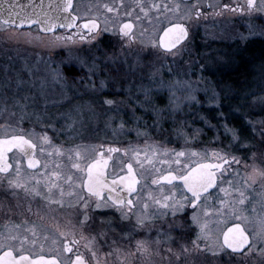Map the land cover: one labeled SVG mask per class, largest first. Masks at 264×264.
Segmentation results:
<instances>
[{
	"label": "snow or ice",
	"instance_id": "obj_1",
	"mask_svg": "<svg viewBox=\"0 0 264 264\" xmlns=\"http://www.w3.org/2000/svg\"><path fill=\"white\" fill-rule=\"evenodd\" d=\"M18 7L22 6L15 0H0V32H9L7 26H12L10 34L14 37L15 29L39 25V31L53 33L50 42L68 48L66 63L71 75L65 76L59 66L52 67V83L59 85L62 94L71 92L72 99L87 94L89 101L53 117L49 115L47 77L37 84L35 79L29 82L15 73L13 80L11 66L3 68L0 116L8 113L9 119L0 124L5 132L0 138V191L15 199L14 207L19 211L7 205L0 225V264H197V258L199 264H211L209 256L216 257L226 250L245 260L253 253L264 257V212L256 214V204L264 208V116L254 121L250 113H244L245 123L240 127L230 126L227 119L211 124L201 117L216 135L211 147H191L203 130L196 128L191 136L188 134L190 122L184 107L191 110L193 103L207 104L225 117L223 105L230 99L245 102L236 105L234 111L243 112L252 105L247 104L248 96H229L233 89L223 79L207 80L205 73L215 76L220 71L218 62L210 57L202 58L203 63L195 62L199 63V74L191 67V60L187 61L188 70L179 65L189 36L187 26L180 21L226 13L252 20L264 17V0H97L89 13L92 7L97 11L79 24L74 0H49L47 9L41 0L39 11L34 6L31 13L17 11ZM144 21L167 22L157 30V34L163 32L159 42L155 36L148 42L151 51L145 50L148 45L133 48L137 42L135 28ZM57 28L76 31L55 35ZM105 33L118 38V51L115 47L109 51L104 45ZM254 33L250 24L249 35ZM77 44L88 47H72ZM165 68L170 77H176L167 83ZM27 71L32 77L31 70ZM260 72L264 80V64ZM192 76L196 79L192 80ZM178 91L181 96H177ZM200 91L204 92L203 100L197 97ZM164 92L168 94L167 103L161 107L156 97ZM121 94L125 98L118 102L115 97ZM249 95L264 112V95ZM100 96H104L102 101ZM129 105V118L138 137L147 136L149 128L162 129L164 119L170 117L177 138H184V146L169 148L145 140L143 145L137 142L123 148L109 146L105 151L101 145L93 148L94 155L89 157L88 149L81 145L54 143L47 131L50 128L56 136L74 139L77 126L90 114L97 118L102 115L106 126L115 125V134L126 126L122 109ZM59 106L58 102L51 104ZM17 110L19 116L13 123L10 118L17 116ZM148 113L153 118L151 125L144 119ZM33 118L45 130L24 134L20 125ZM60 120L63 123L58 128ZM16 129L21 134L7 135ZM114 153L127 157L121 161L119 171L115 166L108 170ZM25 162L32 172H25ZM145 164L154 173L151 186L141 182L137 171V166L144 169ZM157 164H167L168 168H157ZM21 192L28 202L26 209ZM253 193L258 197L255 202L249 198ZM37 199L49 210L57 205L72 212L63 224L53 223L39 208L33 212L32 201ZM217 202L219 207L215 206ZM247 204H253L252 214ZM25 212L36 219L30 220ZM13 216L21 219L13 220ZM110 232H118L121 239L110 236ZM41 239L45 243L51 240L56 255L46 258L43 244L40 254H34Z\"/></svg>",
	"mask_w": 264,
	"mask_h": 264
},
{
	"label": "rangeland",
	"instance_id": "obj_2",
	"mask_svg": "<svg viewBox=\"0 0 264 264\" xmlns=\"http://www.w3.org/2000/svg\"><path fill=\"white\" fill-rule=\"evenodd\" d=\"M91 4V1H89ZM77 7V3H76ZM75 8V5H74ZM212 17H216L211 15ZM188 23V22H187ZM255 29V33L249 35V25ZM143 26V25H142ZM140 27L137 33L139 34L140 31H143ZM211 27L208 36L206 39L204 38L202 44L200 45L199 51L196 52V55H193V58L187 60H181L179 65L182 69L188 70L190 65L187 61H193L192 68L195 69L196 73L199 74V63H195L199 61L203 63L204 57H210L212 60L218 62L220 66V71L216 73L215 76H208L205 73L208 81H215L217 79H223L227 84H229L233 91L229 93V96H236V97H244L248 96L247 104L252 105L251 107H245L243 112L241 111H234L236 105L245 103L241 99H230L226 101L223 105V111L226 114L225 117H220L218 115V110L215 108H210L207 104L203 106L197 105L193 103L191 110L188 107H184V113L187 114V118L189 120V125L187 126V132L191 136L193 133V129L199 128L203 131L200 133L198 139L193 141L190 145L191 147L197 149H203L205 147H211L213 142V137L216 135L214 130L210 128L207 124H205L204 119L201 117L207 118L211 124H216L219 120L221 123L227 119L230 126H235V122H238L239 125L244 124L245 120L243 119L244 113H250V119L256 121L261 116H264V112L261 111V107L259 103H253V98L250 93H255V96L259 98L260 96L264 95V80H261V72L260 68L264 62H255L252 60H260L259 57L262 50L251 49V45L246 46L245 43H250L252 41H260L264 40V17H259L256 21H248L246 23H241L234 25L231 21L225 19H213L210 22ZM11 29L9 32H0V79L3 78V68L5 66H11V75L13 76V80H15L16 76L15 73H19L20 76L23 77L24 80L31 82L32 79L36 80V83L39 84L41 78L47 77L48 86L46 92L48 94L49 100V115L56 117L59 113L67 112L70 107H74L77 104H87L89 101V96L87 94L83 95L79 99H72V93L68 92L66 94H62L59 91V85L52 83V78L49 75L50 68L59 66L62 71H64L65 76H70L71 74L67 73L68 65L66 63V58L68 55V48L64 45H55L50 41L53 40V35H44L39 33L37 27L27 29V30H16L17 35L12 36ZM30 33L31 35H28ZM39 37V38H37ZM194 37L192 38V41ZM191 41V42H192ZM141 42V41H139ZM104 45L108 46L109 51L112 50L113 47L118 51L119 50V41H114L113 44L104 43ZM143 45H147L144 44ZM245 45V46H244ZM83 46L87 48L88 45H74V48H80ZM144 46H135L133 45L134 49H139ZM151 46L145 48L146 51H151ZM171 57H169V60ZM64 61V63H61ZM28 69L32 72V77H29ZM238 69H244V76H240L237 80L234 77L233 71ZM238 73V72H237ZM241 75V74H238ZM176 77H170L167 72V68H165V75L164 79L165 82H169L170 79H175ZM183 78V77H180ZM192 80L196 79V76L191 77ZM71 84V81H69ZM203 84H201V88H203ZM167 92H164L162 96L156 97V102L159 106H163L167 103ZM181 92H177V96H181ZM197 97L203 100L204 92L200 91L197 93ZM109 98H112L109 94ZM124 95L121 94L120 96L115 97V99L120 102L124 100ZM99 100H103L104 96L98 97ZM71 100V104L68 101ZM52 102H58L59 107H51ZM9 106H12V101L9 100ZM43 107V101H41V108ZM125 113L123 119L127 122L126 126L123 131H117L114 134L113 126H106L105 119L101 115L100 117H92L90 114L85 116L82 125H78V131L75 134L74 139H66L64 135L56 136L52 133L51 129H47L50 135L53 136L54 143L61 144L63 143L66 147L73 146V145H81L83 148L88 149L86 155L89 157L93 156L94 153L92 152L93 148L99 149L101 145L103 148L105 146H112V147H126L127 145L136 144L137 142L140 145H143L145 140H151L156 143L164 144L169 148H181L184 146V138L180 137L177 138L175 132L173 131L172 120L170 117H166L163 121V128L160 130L149 128L147 129L148 135L147 136H137L136 131L134 130L133 121L129 118V114L131 112V106L129 105L127 108L122 109ZM97 111H103V109H97ZM140 110L137 111V115H140ZM19 116V111L17 110V116L11 117L13 123H16L17 118ZM9 119L8 113H4L0 116V124H3L5 120ZM119 117L116 119V124L119 123ZM144 119L147 121L148 125L153 123V118L151 113L145 115ZM233 121V122H232ZM51 121H49L50 123ZM63 121L60 120L57 123V127H60ZM234 123V124H233ZM256 127L259 128L260 125L257 123ZM20 128L24 130V134L28 132H36L40 133L44 131L42 125L35 122V119L29 121L25 119L23 123L20 125ZM141 129L143 130V121H141ZM222 131V130H221ZM11 134H21L19 129H16L15 132L9 131L7 135ZM5 132L0 129V137H4ZM38 139V137L36 138ZM216 146H219V141L215 142ZM10 154V156H12ZM16 155H19L16 153ZM39 156V152H37ZM116 162L115 167L119 166V162L122 160H126L127 157H124L122 153L115 154ZM134 162V161H133ZM157 168L167 169L168 165H156ZM172 167H176V165H172ZM24 170L26 173L32 172L33 170H29L24 165ZM137 171L141 173V176L144 178V183H151L152 176L154 175L153 172L150 171V165L145 164L144 169H140L137 166ZM258 188V186H257ZM21 203L24 205V208H27V200L24 199L23 193L20 194ZM250 200L258 199L255 193L250 195ZM15 199L10 195L6 194L4 191H0V203H3L5 207L1 208L0 211V225L3 223V219L7 214V205H13L14 211H19L15 209ZM219 207L218 202L215 205ZM247 211L249 214H252L253 204H247ZM32 208L33 212L40 209V211L47 215L48 220L52 221H59L61 224L64 222L57 217L56 215L60 216H67L69 213L67 211H72L71 209L65 207L60 208L57 205H52L51 210L44 206V202L37 199L32 201ZM264 212V208H261L259 204H256V214H260ZM25 215H28L30 220L36 219L35 215H30L25 212ZM53 218H55L53 220ZM13 220L19 221L21 218L19 216H13ZM232 224L229 222L228 225ZM215 228V225H213ZM117 239V238H116ZM121 239V238H120ZM117 239V240H120ZM127 243V241H125ZM40 244H43V255L44 256H54L56 255L55 246L49 240L45 243L42 239L37 244L34 250V254H40ZM103 244V241H101ZM31 250V246H28ZM104 250H107L106 248ZM209 260L211 264H264V257H261L255 253H253L250 257L245 259L237 258L236 254H231L230 251L226 250L225 253H221L216 257L209 256ZM197 264H199L197 258Z\"/></svg>",
	"mask_w": 264,
	"mask_h": 264
},
{
	"label": "flooded vegetation",
	"instance_id": "obj_3",
	"mask_svg": "<svg viewBox=\"0 0 264 264\" xmlns=\"http://www.w3.org/2000/svg\"><path fill=\"white\" fill-rule=\"evenodd\" d=\"M89 1H91V4L89 3ZM100 2L101 3L111 2V0H100ZM225 2H229V0H225ZM76 3H77V7H76ZM96 3H97V0H76V1H74V5H75L74 14H76L80 17V19L77 21L78 24L84 23L87 19L91 18L92 13H95L97 11V9L95 7H92V13H89V8L93 5H95ZM205 11L210 12V10H208V9H205ZM222 18L225 20L231 21V23L234 25H237V24L239 25L241 23H246L248 21H251L248 17H241L239 15H232L231 13H226L224 16H216L215 18L212 17L211 15H208V17L206 19L201 18L198 21L195 19H193L191 21H188V20L180 21V22L184 23L189 30V36H188V39L186 41L187 48H186V52H185V55L183 57V60L191 59V58H193V55L194 56L196 55V52L199 51V49L201 47L200 45L202 44L203 39L204 38L206 39L210 35V33H209V31L211 29V27L209 28L210 22L213 19L218 20V19H222ZM125 19H127V18H125ZM257 19L258 18L252 19V21L253 20L256 21ZM161 20H163V17H161ZM141 26H142L141 29L143 31H140V33L138 34L137 31H138V29H140ZM165 26H167L166 21L163 24H157L155 22H153L152 24H149L147 21H144L143 24H138L137 27L135 28L136 37H137V42H136L135 46H140V45L144 46L139 41H143L144 44H147L150 46V44L148 42H150L154 36L156 37V40L158 43L159 42L158 37L161 35L162 31H159V33L157 34V30L161 29L162 27H165ZM7 27L12 30L11 27H9V26H7ZM16 30H19V29H15V31ZM75 31H76V29H71V30L60 29V30L55 31V35L70 34L71 32H75ZM81 31L86 32V30H81ZM141 33H143V35H141ZM207 34H208V36H206ZM50 35H53V33ZM193 37H194V40L192 41ZM115 40L118 41V38L113 37L108 33L104 34V43H110V45H111V44H113V42ZM77 45H80V44H77ZM84 45H87V44H84ZM108 147L109 146H105V148H103V149L106 151V149ZM115 154H117V153L112 154L114 159L109 162V164H110V167L108 169L109 171H112V167L115 165V162H116ZM118 164H119V166L115 167L117 171H119L121 161ZM125 171H126V169H125ZM141 182L144 183V178L142 176H141ZM148 185L151 186V183H149ZM0 211H1V208H0ZM65 211L68 212L69 214L72 212V211H67V210H65ZM56 216L59 217L63 222L65 221L66 218H68V215L65 217L60 216V215H56ZM97 224H99V221H97ZM138 235H143V233H140ZM110 236H114L117 239L121 238L118 232H110Z\"/></svg>",
	"mask_w": 264,
	"mask_h": 264
},
{
	"label": "water",
	"instance_id": "obj_4",
	"mask_svg": "<svg viewBox=\"0 0 264 264\" xmlns=\"http://www.w3.org/2000/svg\"><path fill=\"white\" fill-rule=\"evenodd\" d=\"M74 1H76V0H74ZM15 3L17 5L22 6V7H18L17 11H21L22 13H24V12L31 13L33 11V7L34 6H36L35 10L39 11V5L41 4V0H15ZM43 4H44L45 9H47L48 4H49V0H43ZM10 27L12 28V26H10ZM33 27H37V29L39 31V25H31V26L24 25L23 28H18V29H30V28H33ZM60 29L61 28H57L56 30H60ZM39 33L44 34V35L52 34V33H44V32H41V31H39ZM161 35H163V32L161 33ZM0 138H3V137H0ZM14 152H15V150H14ZM10 154H12V153H9V156H10ZM24 165L27 168L26 162H25ZM228 226L230 227V226H232V224H230ZM225 230H226V228H225ZM228 251H230V250H228ZM45 257L49 258V256H45Z\"/></svg>",
	"mask_w": 264,
	"mask_h": 264
},
{
	"label": "trees",
	"instance_id": "obj_5",
	"mask_svg": "<svg viewBox=\"0 0 264 264\" xmlns=\"http://www.w3.org/2000/svg\"><path fill=\"white\" fill-rule=\"evenodd\" d=\"M245 45L246 46H248V45H251L252 47H251V49H253V50H257V49H260V50H262V52L260 53V55H262L261 57H259L260 58V60H252V61H255V62H264V40H260V41H252V42H250V43H245ZM244 45V46H245ZM66 72V74L67 73H69V74H71V72H69V71H65ZM237 72H239V73H237ZM236 72V70L235 71H233V73H234V77H231V78H235V79H239L240 78V76H244V69H238V71ZM236 73V74H235ZM238 74H241V75H238ZM233 122V121H232ZM234 124V123H233ZM235 127H240V125H239V123L238 122H235Z\"/></svg>",
	"mask_w": 264,
	"mask_h": 264
},
{
	"label": "bare ground",
	"instance_id": "obj_6",
	"mask_svg": "<svg viewBox=\"0 0 264 264\" xmlns=\"http://www.w3.org/2000/svg\"><path fill=\"white\" fill-rule=\"evenodd\" d=\"M239 73V72H238ZM236 74V73H235Z\"/></svg>",
	"mask_w": 264,
	"mask_h": 264
}]
</instances>
